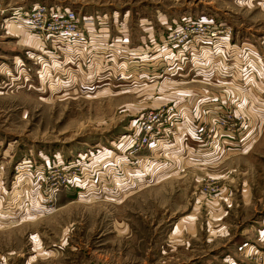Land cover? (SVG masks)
I'll list each match as a JSON object with an SVG mask.
<instances>
[{"label":"rangeland","instance_id":"374dc122","mask_svg":"<svg viewBox=\"0 0 264 264\" xmlns=\"http://www.w3.org/2000/svg\"><path fill=\"white\" fill-rule=\"evenodd\" d=\"M38 2L80 15L134 10V46L148 54L158 52L148 28L157 38L164 23L172 29L185 21L182 12L229 25L236 42L264 45V0H0V12ZM20 19L17 29L25 26ZM23 38L0 24V66L8 63L10 70L0 68V264H264V250L242 243L263 234L264 121L260 127L262 104L241 80L169 82L162 67L152 85L155 68L134 66V78L147 74L146 85L134 84L138 89L93 94L79 84L76 91L48 95L16 81L27 63ZM262 47L257 53L264 57ZM242 59L235 74L246 67ZM111 73L113 81L118 72ZM52 85L46 83L47 90ZM184 95L193 101L219 96L210 104L231 113L218 115L215 128L202 110L187 129L174 126L170 138L130 157L123 144L135 116L173 111ZM179 133L183 142H176ZM112 142L125 152L122 160L119 151L113 161L105 159L110 162L100 156ZM74 167L76 178L67 183ZM124 184L134 189H120Z\"/></svg>","mask_w":264,"mask_h":264},{"label":"crops","instance_id":"0c3cea01","mask_svg":"<svg viewBox=\"0 0 264 264\" xmlns=\"http://www.w3.org/2000/svg\"><path fill=\"white\" fill-rule=\"evenodd\" d=\"M19 7L22 6L5 8L4 11H9L8 14H4V11L0 12V24L2 25L3 31H10V33H12L13 30H19L26 37L25 39L23 38L25 43L22 47L23 49H26L24 54L27 58L26 62L28 64H24L25 61L22 60V64H24L25 67L23 68L24 75H22V77L21 74L18 76L22 81L16 80L19 84H23L24 81L30 84L34 83L38 90L44 93L47 92L48 95H51L52 92L50 91L54 90L56 91L54 95H60L69 90L76 91L75 89L79 84L82 87L85 86V90L89 87L94 89L92 91L93 94L101 90H104L103 92L106 93L107 90L112 91L114 88H117L116 91H120L117 93H121L126 90H134V87L138 89L139 85L136 84L137 86H134L136 82L138 84L143 83L146 85L145 81H148L144 80V77L147 75L145 72H142L141 74L137 73L138 75L134 78V66L155 68L152 71V75H154L152 82H154L153 80L155 79V76L158 75V71H160L162 67H168L164 73H166L165 80L169 82L175 80L187 82L199 78L204 82L230 83L233 82L234 79H239L243 82L244 86L247 87L249 96L251 98L259 99V103L262 104L259 105V108L261 109H259L258 112L260 118L263 117L261 120L262 122L260 123V127L262 126L264 121V61H262V58L264 57H261L257 53V50L262 47L261 44H251L245 41L236 42V40H234L235 38H232L229 43L225 41L217 44L204 43L201 44V47L198 50H194V55L192 53L189 54L188 52V55L185 56V58H177L175 59V62H172L171 54L173 50H170L169 48L167 50L164 43L165 36H167L168 32L171 30L169 24L164 23L165 26H163V28L165 30L156 32L157 38H155L154 35L155 30L153 28H148V31H153L151 37L152 40L150 42H152L155 47H158V52L156 51L155 53L148 54L146 53L147 51L145 52L144 46H134V26L132 28L129 27L130 19H134V10H130V12L129 10H123V12H120L117 10L107 11L105 8H100L101 10L97 9L95 11L84 13V15L92 17L98 15L99 21L94 22L93 24H88L87 26L92 49L89 54L83 56V52L80 49L75 51L69 46H58L55 42L40 43L34 37L32 31L26 26H20V28L17 29L16 26L20 23L19 21L21 19L20 16L13 15L12 10L15 8L18 9ZM186 14L187 13L182 12L179 16V20H196L202 13H193L191 16H186ZM164 18V20L167 21V16H164ZM172 18L175 19V17ZM156 39H158V41ZM102 46H107V50L102 51L100 48ZM262 48L264 49V45ZM216 52L223 53L225 59L217 60L215 57ZM128 53L130 54L129 57H127ZM160 55L162 56L161 58L159 57ZM19 57L20 55L18 54V56H15L14 60L18 62L19 60L17 58ZM239 58L244 59L246 67L238 69L242 71L235 74V68L237 64L240 63ZM1 67L6 69L8 73L10 72L8 63L2 62L0 68ZM29 68H31V70ZM113 68L116 69L118 73L117 75H113L112 81V73L108 76L107 72L110 69L113 70ZM105 69H107L106 72ZM31 71L34 72V77L30 75ZM105 76L108 78H104ZM102 79L105 80L103 81ZM46 83L51 85L53 83L51 86L52 89H49L48 87L47 90ZM54 83H57L60 87L55 86L56 84ZM153 84L156 83L154 82L152 85ZM188 97L190 96L184 95V97H181V99L178 100V104L172 108L179 109L181 121L178 127H181L182 129H187L192 117H194V119L196 117L197 119L202 110L205 111L210 108L216 109L214 108V104H210V102L202 104H199L200 102H198V104L192 108L191 106L196 101H193L194 98L189 100ZM178 137L179 141L176 140V142H183L180 133ZM226 142L229 141L227 140ZM112 143L114 145L109 144L106 146L109 150L100 152V156L103 157V160L109 158L113 161V155H115V151H118L120 145L119 142ZM124 156L125 154H123V156L118 155L116 158L122 160L121 157ZM198 157L200 159V156ZM105 161L110 162L109 160ZM112 161L110 165H112ZM164 174L165 172L162 173V175ZM120 189H125V191L134 189V184H124V187ZM259 229H262L263 231V234H259V240L262 243L264 240V228L259 227ZM242 234L246 235L247 231ZM249 238L250 236L244 238L242 242L243 246L248 245L249 248L247 247V250H250L253 247L264 250V247L260 244L259 240H256L254 237ZM238 243L239 241L235 243L236 248H240L239 246L242 244L239 245ZM228 247L231 249L230 245ZM231 250H233V247ZM233 254L237 255V252L233 251ZM226 258H228V256L225 257V260ZM225 260L223 259V262ZM231 262L232 264H249L242 260L241 262H236L234 260Z\"/></svg>","mask_w":264,"mask_h":264},{"label":"built area","instance_id":"2783aa9c","mask_svg":"<svg viewBox=\"0 0 264 264\" xmlns=\"http://www.w3.org/2000/svg\"><path fill=\"white\" fill-rule=\"evenodd\" d=\"M12 14L20 16L23 23L29 28L35 36L38 37L40 42L48 40L50 43L55 42L58 46L66 47L69 46L71 49L78 51L80 49L83 52V56L90 53L92 44L89 41L87 26L99 21V16L94 17L87 15H80L74 9H66L57 7L50 9L43 2L33 4L29 8L19 7L13 9ZM233 30L229 25L221 23L215 18H200L196 20H185L180 24H176L165 36V46L168 50H173L171 54V61L175 62L177 58H185L188 52L193 54L194 50H198L201 44H217L225 41L230 42L232 40ZM102 51L107 50V46L100 47ZM192 50V51H191ZM107 52V51H105ZM194 55V54H193ZM215 56L217 60L224 58L223 53L216 52ZM181 61V60H180ZM219 96H201L196 101L192 108L198 104L211 102ZM168 109L162 111L148 110L142 111L133 120V127H129L130 133L126 134L128 142H123V146L126 145L127 154L130 157H134V153H138L143 149H149L156 142H160L162 139L165 141L166 138H170L174 134V126L180 125V115L177 109L168 111ZM212 110V111H211ZM212 118V125L215 128L219 126L218 115H226L231 113L228 108L223 109L218 107L216 109H206ZM224 119V118H223ZM227 119V118H226ZM225 120V119H224ZM199 124L201 120H198ZM226 123L225 121H221ZM192 125V123H191ZM228 126V125H227ZM124 135V134H123ZM122 135V136H123ZM170 137H169V136ZM123 139V138H122ZM121 143V142H120ZM121 154L125 152L118 150ZM76 169H71L70 177L67 178V183L73 181V177L77 175ZM81 172V170L79 169ZM253 258V257H250ZM258 259H260L258 257Z\"/></svg>","mask_w":264,"mask_h":264},{"label":"bare ground","instance_id":"6f19581e","mask_svg":"<svg viewBox=\"0 0 264 264\" xmlns=\"http://www.w3.org/2000/svg\"><path fill=\"white\" fill-rule=\"evenodd\" d=\"M81 174H82V172H81ZM73 178H76V177H73Z\"/></svg>","mask_w":264,"mask_h":264}]
</instances>
